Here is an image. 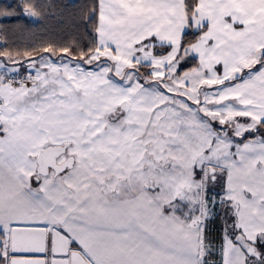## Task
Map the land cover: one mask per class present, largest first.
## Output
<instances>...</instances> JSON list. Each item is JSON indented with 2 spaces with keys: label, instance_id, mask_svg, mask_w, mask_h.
Returning <instances> with one entry per match:
<instances>
[{
  "label": "snow or ice",
  "instance_id": "6c2138e0",
  "mask_svg": "<svg viewBox=\"0 0 264 264\" xmlns=\"http://www.w3.org/2000/svg\"><path fill=\"white\" fill-rule=\"evenodd\" d=\"M0 3V264H264V0ZM218 229V230H217Z\"/></svg>",
  "mask_w": 264,
  "mask_h": 264
},
{
  "label": "trees",
  "instance_id": "16d2710c",
  "mask_svg": "<svg viewBox=\"0 0 264 264\" xmlns=\"http://www.w3.org/2000/svg\"><path fill=\"white\" fill-rule=\"evenodd\" d=\"M16 0H0V3L14 4ZM56 6V11L63 10V19L53 18L46 25L21 20L24 27L14 35L9 36V44L13 49L24 50L39 45L45 41L64 43L77 35V30L71 21V15L78 12L79 7L90 0H50ZM218 230V229H217Z\"/></svg>",
  "mask_w": 264,
  "mask_h": 264
}]
</instances>
